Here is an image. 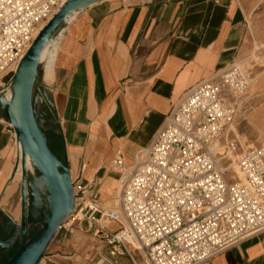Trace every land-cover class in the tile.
Listing matches in <instances>:
<instances>
[{"label": "crops", "instance_id": "crops-1", "mask_svg": "<svg viewBox=\"0 0 264 264\" xmlns=\"http://www.w3.org/2000/svg\"><path fill=\"white\" fill-rule=\"evenodd\" d=\"M251 1L108 0L72 14L52 40L37 84L43 124L36 117L55 154L69 164L72 181L97 192L104 208L120 207L116 151L122 149L132 170L185 93L235 62L248 36L244 3ZM5 106L0 100V225L18 224L2 205L19 159ZM75 242V257L39 264H86L89 244L82 235ZM131 252L141 263V252ZM206 264H264V232Z\"/></svg>", "mask_w": 264, "mask_h": 264}, {"label": "built area", "instance_id": "built-area-1", "mask_svg": "<svg viewBox=\"0 0 264 264\" xmlns=\"http://www.w3.org/2000/svg\"><path fill=\"white\" fill-rule=\"evenodd\" d=\"M65 1L0 0V98L6 103L18 64ZM250 85L237 62L199 81L139 151L132 170L122 149L116 151L119 209L104 208L97 192L73 182L74 209L60 229L85 223L108 247L110 260L101 254L99 264H120L125 255L132 264H206L264 232V140L235 157L238 177L228 179L229 167L215 153ZM131 249L141 252V263Z\"/></svg>", "mask_w": 264, "mask_h": 264}, {"label": "water", "instance_id": "water-1", "mask_svg": "<svg viewBox=\"0 0 264 264\" xmlns=\"http://www.w3.org/2000/svg\"><path fill=\"white\" fill-rule=\"evenodd\" d=\"M108 0H66L53 17L43 26L32 42L12 77V98L6 103L4 115L13 127L21 146V227L23 242L6 264H39L55 234L71 215L75 205L74 185L66 159H60L49 145L48 137L37 120L34 93L39 82L43 51L63 29L69 17L93 4ZM0 100L4 101L3 98ZM27 157L43 179L48 191V210L38 201L39 191L28 182ZM41 216L40 229L29 239V224ZM11 221V220H10ZM8 235L7 238H9ZM6 239H0L3 248Z\"/></svg>", "mask_w": 264, "mask_h": 264}, {"label": "rangeland", "instance_id": "rangeland-1", "mask_svg": "<svg viewBox=\"0 0 264 264\" xmlns=\"http://www.w3.org/2000/svg\"><path fill=\"white\" fill-rule=\"evenodd\" d=\"M252 3H244L248 36L244 42L243 49L235 62L240 63L242 68L249 74L251 85L247 94L243 97L240 103V110L235 121L229 125L219 140L215 153L221 160L225 167H229L227 177H238V168L235 166V157L247 147L257 145L264 140V0H252ZM53 41H50L52 43ZM53 47H50L52 49ZM38 85L34 93V108L40 121L42 116L37 104ZM5 102V101H4ZM6 104V102H5ZM43 124V121H42ZM45 125V123H44ZM234 141V147L229 143ZM32 163V162H31ZM30 167V168H29ZM21 158L15 170V181L7 190L6 198L2 200L4 209H11L10 213L18 212L17 216L11 214L18 224L21 221V197L20 185L22 180L21 173ZM28 182L30 187L36 186L44 203V207L48 210V191L46 185L39 175L37 169L33 164L28 166ZM120 189V182L118 183ZM9 197V199H7ZM8 200V206H6ZM8 212V213H9ZM41 221L34 223L27 231V237H31L41 227ZM80 235L84 237V241L88 243V248L85 252L83 260L86 264H99L101 254L109 260L111 257L107 256L108 247L99 238L94 237L87 229L85 223L77 224L72 230L61 228L55 234L50 242L46 253L41 260L46 257L70 258L77 254V245L74 244L76 240L80 239ZM23 237L20 230L15 234L13 242L7 243L1 249L0 264L6 258L12 257L21 247ZM40 262V263H41Z\"/></svg>", "mask_w": 264, "mask_h": 264}, {"label": "flooded vegetation", "instance_id": "flooded-vegetation-1", "mask_svg": "<svg viewBox=\"0 0 264 264\" xmlns=\"http://www.w3.org/2000/svg\"><path fill=\"white\" fill-rule=\"evenodd\" d=\"M39 200H40V196L38 195V201ZM42 208H43V206H42ZM38 213H39V209H38ZM40 219H41V216H40V213H39L38 216L34 218L33 223L32 224H29L28 229L30 227H32V225L34 223H37L38 221H40ZM11 224H12L11 221H8V222L7 221H4L0 225V239H6L8 237V235H10V237L7 238V240H6V242L4 244V247H5V245L7 243L13 242V239L15 238L14 235L16 233H18L19 230H21V227L20 226L19 227H13V225H11ZM20 225H21V221H20ZM3 248L0 246V249H3ZM0 255H1V253H0Z\"/></svg>", "mask_w": 264, "mask_h": 264}, {"label": "bare ground", "instance_id": "bare-ground-1", "mask_svg": "<svg viewBox=\"0 0 264 264\" xmlns=\"http://www.w3.org/2000/svg\"><path fill=\"white\" fill-rule=\"evenodd\" d=\"M74 13H77V12H74ZM73 13V14H74ZM70 18V17H69ZM68 21V20H67ZM54 40V39H53ZM52 41V40H51ZM50 42V41H49ZM48 42V43H49ZM50 45V44H49ZM49 45L47 44L46 45V47H45V49H44V51H43V54H42V57H43V55H47L48 53H49V51H50V47H49ZM21 147V146H20ZM21 149V148H20ZM22 156V153H21V151H20V157ZM31 160H30V157H27V166H31ZM30 168V167H29ZM5 207H7V206H5ZM8 209V211H10L11 212V209H9V208H7ZM14 216H17L15 213H12Z\"/></svg>", "mask_w": 264, "mask_h": 264}, {"label": "trees", "instance_id": "trees-1", "mask_svg": "<svg viewBox=\"0 0 264 264\" xmlns=\"http://www.w3.org/2000/svg\"><path fill=\"white\" fill-rule=\"evenodd\" d=\"M47 137H48V136H47ZM48 142H49L50 147L52 148V143H51V140H50L49 137H48ZM52 150H53V149H52ZM33 235H34V234H33ZM33 235H32V236H33ZM32 236H31V237H32ZM27 238L29 239L30 237H27ZM14 255H15V254H14ZM10 258H11V257H10ZM10 258L7 257L5 261H2V262H1V264H6Z\"/></svg>", "mask_w": 264, "mask_h": 264}]
</instances>
